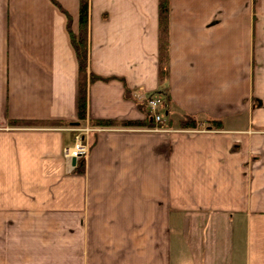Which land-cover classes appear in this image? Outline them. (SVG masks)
Masks as SVG:
<instances>
[{"label":"crops","instance_id":"1","mask_svg":"<svg viewBox=\"0 0 264 264\" xmlns=\"http://www.w3.org/2000/svg\"><path fill=\"white\" fill-rule=\"evenodd\" d=\"M55 1L0 0V264H264V0H169L170 117L222 127H96L82 173L50 124L78 120ZM158 49V0H89L87 121L145 118Z\"/></svg>","mask_w":264,"mask_h":264},{"label":"trees","instance_id":"2","mask_svg":"<svg viewBox=\"0 0 264 264\" xmlns=\"http://www.w3.org/2000/svg\"><path fill=\"white\" fill-rule=\"evenodd\" d=\"M57 3L55 0H52ZM60 6V5H59ZM67 15V29L70 35L71 44L74 48L77 63H78V102H77V122H62L54 121L52 125H81L87 122L92 127H111V126H125V127H155L161 125L154 117L146 111L144 119L138 120H89L87 121V87L88 84L96 80H107L94 74L88 66V34H89V0H79V12H78V31L73 32L71 29V16ZM158 21H159V49H158V72L159 80L164 83L168 78V22H169V0H158ZM165 99L169 104V110H167L166 125H177L185 129H195L199 124L204 121L206 127L209 129H218L222 127V121L220 119H205L202 120L196 116L183 113L177 120H173L170 117L172 101L170 96L166 93ZM141 109L147 106V102L139 103ZM43 122H31L22 120H11V126H32L41 125ZM84 159H79L76 172L82 173L84 171Z\"/></svg>","mask_w":264,"mask_h":264},{"label":"rangeland","instance_id":"3","mask_svg":"<svg viewBox=\"0 0 264 264\" xmlns=\"http://www.w3.org/2000/svg\"><path fill=\"white\" fill-rule=\"evenodd\" d=\"M162 84H164V86H162ZM160 86H161V90H160V93L158 94V95H156L155 97H153V98H155L159 103H160V108H159V113H160V115H161V121H160V123H161V125H158V126H155V127H151V128H149V127H144L143 129L145 130H149V131H154V132H159V131H173V130H183V129H185V128H181V127H179V126H177V125H174V126H169V127H164V125H162V123L164 122L163 121V118H165V117H163V115H162V113L161 112H163V111H165V110H169L168 108H169V104H167V102H166V99H165V95H166V93H167V80L164 82V83H160ZM174 104H173V102H172V106H173ZM171 106V107H172ZM184 112H182L181 113V111H180V115H182ZM167 124V123H166ZM205 125V127H206V124H204ZM205 127H200V126H198L197 128H195V129H198V128H201V129H204ZM71 128V127H70ZM208 128V127H207ZM221 128V127H220ZM71 130V129H70ZM97 130H99L98 128H96V127H92L91 125H89L87 122H85L84 124H81V125H75V126H73L72 127V132H73V143L71 144V145H69V146H65L64 148H63V152H62V155H63V159H64V161H65V163H66V165L68 166V167H71V168H73V169H75V167L77 166V164H78V161H79V158L78 159H76V163H75V165H72V163H71V160H72V158L70 157V150L72 149V148H74V146H75V142L77 141V140H75V136H78L79 137V139H83V141H82V143L84 142L85 143V145H86V153L84 154V157L82 158V159H84L86 156H87V154H88V151H89V145H90V143L88 142V138H89V136L91 135V133H94V132H96ZM80 136H82L81 138H80ZM79 141V140H78ZM81 159V158H80ZM14 224H11V228H12V226H13ZM20 224H16V225H14V226H19ZM17 241H19L18 239L16 240V239H14V240H10L9 242H10V246H11V251H12V249L14 248V244L16 243V245L18 244L17 243ZM12 261V260H11Z\"/></svg>","mask_w":264,"mask_h":264},{"label":"built area","instance_id":"4","mask_svg":"<svg viewBox=\"0 0 264 264\" xmlns=\"http://www.w3.org/2000/svg\"><path fill=\"white\" fill-rule=\"evenodd\" d=\"M160 103L155 99V98H150L147 100V111L148 113H150L154 119L157 121V122H160L161 121V115L159 113V108H160ZM72 130V127L70 128ZM82 136H80L81 138ZM75 140H77L75 143V146L74 148H72L70 150V157L71 158H76V159H80V158H83L84 157V154L86 153V145L83 141V139H79L78 136H75ZM79 140V141H78ZM82 140V141H81Z\"/></svg>","mask_w":264,"mask_h":264},{"label":"water","instance_id":"5","mask_svg":"<svg viewBox=\"0 0 264 264\" xmlns=\"http://www.w3.org/2000/svg\"><path fill=\"white\" fill-rule=\"evenodd\" d=\"M71 163H72V165H75V163H76V158L75 157L72 158Z\"/></svg>","mask_w":264,"mask_h":264}]
</instances>
